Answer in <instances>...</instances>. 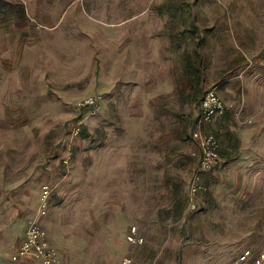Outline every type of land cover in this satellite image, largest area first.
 Returning <instances> with one entry per match:
<instances>
[{
    "label": "rangeland",
    "instance_id": "374dc122",
    "mask_svg": "<svg viewBox=\"0 0 264 264\" xmlns=\"http://www.w3.org/2000/svg\"><path fill=\"white\" fill-rule=\"evenodd\" d=\"M263 45L264 0H0V264H39L13 258L43 184L39 223L63 264H230L242 249L264 252V175L235 166L236 132L253 124L241 78L264 73ZM209 89L230 109L227 130L213 127L226 158L191 196L189 135ZM93 93L100 112L71 139L73 105ZM131 228L142 244L127 242Z\"/></svg>",
    "mask_w": 264,
    "mask_h": 264
},
{
    "label": "built area",
    "instance_id": "2783aa9c",
    "mask_svg": "<svg viewBox=\"0 0 264 264\" xmlns=\"http://www.w3.org/2000/svg\"><path fill=\"white\" fill-rule=\"evenodd\" d=\"M103 98L101 95H90L81 99L73 105L75 111H86L87 115L95 116L101 109ZM229 107L221 100L216 89L206 90L199 102L196 116L195 127L191 133V138L199 151L198 163L194 168L192 179L189 185L191 196L204 190L201 185L200 176L219 164V142L216 134L210 130H204L206 125H210L215 118L223 116ZM80 120L72 122L68 129V135L71 139H76L81 132ZM72 161V155L67 151L61 159V164L69 167ZM51 190L48 185L41 187V208L40 217L46 214L48 198ZM190 206L195 208L194 202L190 200ZM128 243L132 245L142 244L143 240L138 237L136 228H131L126 236ZM32 258L39 264H62L55 248L49 243L46 231L37 220L27 222L25 236L13 260L18 262L20 259ZM264 264V252L254 254L250 249L242 250L230 264ZM121 264H130V260L124 259Z\"/></svg>",
    "mask_w": 264,
    "mask_h": 264
},
{
    "label": "crops",
    "instance_id": "0c3cea01",
    "mask_svg": "<svg viewBox=\"0 0 264 264\" xmlns=\"http://www.w3.org/2000/svg\"><path fill=\"white\" fill-rule=\"evenodd\" d=\"M259 38H260V36H259ZM248 40H249L248 38H245V39H243V42H246ZM257 47H259V46H257ZM263 47H264V45H263ZM252 74L253 75L250 78L248 76L241 78L243 90L246 91V94L244 95L243 100H242L244 103V108H242V110L240 109V111L243 112L246 117H252L253 124H249V125H247V127H243L242 129H239L236 132V138L239 142H241L242 151H241V153L238 154V156L236 158V163H235L236 165L235 166H237L238 169L241 170L240 172L243 174L245 173V171L247 172L248 169H251L253 174H256V175H258V177H260V176L264 175V83H262L259 80H262L264 73L259 67H255V70L253 71ZM256 80H258V81H256ZM93 94L94 95H101L100 93H93ZM85 97H83V98H85ZM199 102H200V100H199ZM199 102H198V106H199ZM101 106H102V104H101ZM229 110L223 116L215 118L214 121L210 125H206L203 129L213 131L216 134L213 127L216 123L222 122L221 123L222 125L220 124L219 126H220V129H223V131L225 132L227 129L225 126V122L223 120L229 114ZM197 112H198V109H197ZM195 119H196V117H195ZM194 127H195V121H194ZM194 127H193V129H194ZM193 129L191 131H193ZM216 135L218 137V134H216ZM192 142L194 143V141H192ZM248 145H251L252 153L245 152V147H247ZM219 154H220V144H219ZM64 156L65 155H63L60 158V162ZM223 158H226V156L220 155L219 163L221 161H223ZM71 164H72V162H71ZM43 185H47V184H43ZM40 192H41V188H40ZM49 199H50V195L48 198V202H49ZM41 218L42 217L39 216L38 219H34V220H37L39 222ZM29 220H31V219H29ZM28 221H26V226H27ZM24 236H25V231H24ZM21 237H23V235H21L19 238H16V241H15L16 244L20 242ZM111 238H113V235L111 236ZM242 250H244V249H242ZM251 251L254 254L261 252V251H254V250H251ZM25 259H32V258L29 257V258H25ZM25 259H20L18 261V263L20 261L25 260ZM224 263H226V262H224ZM204 264H205V262H204ZM248 264H251V261Z\"/></svg>",
    "mask_w": 264,
    "mask_h": 264
},
{
    "label": "trees",
    "instance_id": "16d2710c",
    "mask_svg": "<svg viewBox=\"0 0 264 264\" xmlns=\"http://www.w3.org/2000/svg\"><path fill=\"white\" fill-rule=\"evenodd\" d=\"M196 55V54H195ZM192 65H189V68L191 67ZM100 112V111H99ZM87 113H86V111H81V112H78V116H77V118L75 119V120H80L81 122H82V124H81V132H80V136L84 133V129H85V122H84V116L86 115ZM96 116V115H95ZM195 123H196V119H195ZM191 133H192V131H191ZM191 133H190V135H189V137H190V140H192V138H191ZM79 136V137H80ZM217 136V135H216ZM193 141V140H192ZM219 156H220V154H219ZM71 165V164H70ZM65 169L66 168H68V167H65V166H63ZM70 167V166H69ZM201 177H202V174H201V176H200V182H201Z\"/></svg>",
    "mask_w": 264,
    "mask_h": 264
}]
</instances>
